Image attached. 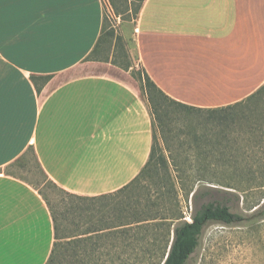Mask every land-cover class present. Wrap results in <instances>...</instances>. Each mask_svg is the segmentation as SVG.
<instances>
[{"label":"crops","instance_id":"1","mask_svg":"<svg viewBox=\"0 0 264 264\" xmlns=\"http://www.w3.org/2000/svg\"><path fill=\"white\" fill-rule=\"evenodd\" d=\"M103 24L104 0H0V264H46L54 243L45 201L3 172L26 150L84 198L121 192L149 158L146 98L128 72L88 58ZM132 49L172 100L233 105L264 84V0H143Z\"/></svg>","mask_w":264,"mask_h":264},{"label":"rangeland","instance_id":"2","mask_svg":"<svg viewBox=\"0 0 264 264\" xmlns=\"http://www.w3.org/2000/svg\"><path fill=\"white\" fill-rule=\"evenodd\" d=\"M137 2L138 0H116L117 10L123 14L121 17H115L109 1L104 0L103 32L112 31L113 36L106 39L99 53L91 57L110 61L117 68L118 65H130L124 72L135 77L142 73V69L134 61V55L131 54L133 25L136 19L134 10ZM126 7L131 11L126 12ZM117 37L119 40H116ZM106 72L118 73L114 68ZM140 96L145 99L143 93H140ZM257 110L262 115L263 123L258 125L261 127L259 131L252 132L254 124L248 121L232 125L217 121L218 113L186 114L170 108L165 120V139L162 141L163 137L155 126L153 134L157 153H162L168 159L167 170L157 168V171L141 174L127 189L107 196L84 198L64 192L47 178L31 149L4 168L3 172L25 182L35 189L42 199L49 202L47 207L55 214V222L60 229L56 264H136L139 258L143 261L139 264H147L150 262L149 256L161 253V246L135 248L129 246L133 243L130 238L113 235L114 232L81 239L78 235L85 229L104 228L106 225L123 221L122 217L129 215L128 212L137 216L144 212H156L160 218L172 214L182 217L173 222L172 232L174 225L183 220L190 221L195 210L209 200L203 198L202 192H205V189L217 188L210 181L230 175L249 176V172L258 176L262 172L258 165L264 162V103ZM205 136L208 138L204 141L218 139L223 147L228 145V141L229 151L224 148L222 153L215 155L210 151L212 147L198 148L194 138ZM233 160H237L235 167ZM178 177L183 179L180 181ZM199 177H204L206 181H200ZM194 193L197 195L192 199ZM232 194L220 193L232 212L245 217L257 214L250 220L232 225L208 222L202 230L197 248L186 264H264V188L251 190L247 194L234 192L238 200ZM163 227L165 226L161 228ZM136 256L140 257L136 259ZM155 262L157 257L153 260V263Z\"/></svg>","mask_w":264,"mask_h":264},{"label":"trees","instance_id":"3","mask_svg":"<svg viewBox=\"0 0 264 264\" xmlns=\"http://www.w3.org/2000/svg\"><path fill=\"white\" fill-rule=\"evenodd\" d=\"M108 1L113 9L114 15L116 17H121L123 12L117 10L115 4L116 0H108ZM142 1L143 0H138L137 2L138 5L134 10L135 14L138 13ZM125 11L129 12L131 10L128 9V7H126ZM103 29L104 28L102 26V33L100 35V38L98 39L96 47L88 57L90 59L92 55H96L97 53H99V47L101 48L102 45L106 43L107 41L106 39L111 38L113 36L112 31L104 33ZM116 40H119L118 37L116 38ZM118 67L124 71H127L130 68V65H126V66L118 65ZM133 77L138 82L140 91L145 95V98L147 100L149 112L152 117L153 134H154V126H155L157 129H159L160 134L163 137L162 141L163 139H165V136L167 135L165 128V122H166L165 120L168 116V110L170 108L177 109L179 112L186 114L192 112H196V113L207 112L208 114L211 115L218 113V115H216V119L219 122H224V123L226 122L235 125L240 122L248 121L249 123L254 124L252 125L253 126L252 132H256L261 129V127L258 125L263 123L261 122L263 118H261L262 115L259 114L257 109L260 107L261 104L264 103V84L249 97L233 105H228L225 107L214 108V109H200V108L184 105L167 97L149 79V77L143 71L138 76L136 77L133 76ZM205 138L208 137L205 136L203 138L201 137L194 138V143L196 144V146H198V148L202 146L212 147L213 149L210 151L212 153L214 152L215 155H217L218 153H222L224 148L227 149V151H229L227 147L229 145L228 141H227L228 145L226 147H223L222 142H220L218 139L212 140L210 138L211 140L204 141ZM155 147L156 146L154 144V137H153V143L149 158L146 164L144 165L143 169L140 171L139 175L130 183V185H128L129 187L131 186V184L137 181V179L141 174L143 175L150 172H154L157 171L159 168L167 170L168 159L162 153L158 154ZM220 156H222V154ZM226 159L228 158H223V160ZM233 162L235 167L237 164V160H233ZM258 168H261L262 170V172H260L258 176H256L252 172H249L250 174L249 176L230 175L226 177L224 176L220 177V179H218L217 181H210V183L212 182L211 184L215 185L217 188H211L210 190L205 189L204 190L205 192H202L203 198L206 197L209 200H207L205 203H202L201 206L197 210H195V212L190 217V221L183 220L177 223L176 225H174L172 232H171V226L173 225V222L180 220L182 217H176V215L172 214L169 217L160 218L156 212L153 214L152 213L148 214L147 212H144L143 214L137 216L135 213L128 212L129 215H125L124 217H122L124 218L123 221L113 223V225H106L104 228L96 227L92 229H85L82 233L78 235V238L79 239L86 238V236L87 238H90L91 236L93 235L96 236L100 233L103 234L108 232H114L113 235L120 237L126 236L128 237V239L130 238L133 241V243H135V245H133V243L131 242L129 246L135 248L136 247L147 248L148 246H151L150 248L152 247L159 248L161 246L160 247L161 253H159V255L157 256H149L150 262H147V264H186L190 256L197 248L199 239L202 234V230L208 222H217L223 225H232L235 223H241L246 220H250L255 217L257 213H253L250 217H245L243 215H239L232 212L231 209L227 206V203L224 202V199L220 195V193L223 195L224 194L229 195L230 193L231 194L233 193L232 195H234L235 199L238 200V196H236L234 192L240 194H247V192H251V190L264 188V162H260ZM249 169L251 170L250 165H249ZM178 178L180 179V181L183 179V177H178ZM199 180L206 181L204 177H199ZM128 186L124 187V189H127ZM222 188L223 189L226 188L227 190L226 191L222 190ZM228 190H231L233 192ZM196 195L197 194L194 193L192 195V199H195ZM43 200L46 201L45 203L47 206L49 202L46 199ZM262 210L264 212V204L262 206ZM49 213L53 223L54 243L46 264H56L58 259L57 256L59 254L57 241H58V234L60 229L57 223L55 222L56 221L55 214L53 213V211L51 210V212L49 211ZM162 226L165 227L161 228ZM157 230H161V231H159L158 233L156 232ZM171 233H172V237L170 238ZM147 238L150 239L146 241L145 239ZM138 257L140 256H136L135 258L137 259ZM155 257H157V262L153 263ZM137 262L138 263L136 264H139L140 262L143 261L141 260V258H139Z\"/></svg>","mask_w":264,"mask_h":264}]
</instances>
